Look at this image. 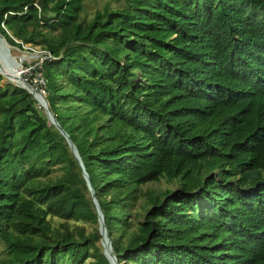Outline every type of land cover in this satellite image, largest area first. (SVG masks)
<instances>
[{
  "label": "trees",
  "instance_id": "16d2710c",
  "mask_svg": "<svg viewBox=\"0 0 264 264\" xmlns=\"http://www.w3.org/2000/svg\"><path fill=\"white\" fill-rule=\"evenodd\" d=\"M85 3L0 0V35L52 55L36 72L117 262L264 264V0ZM2 80L0 264H110L64 136Z\"/></svg>",
  "mask_w": 264,
  "mask_h": 264
},
{
  "label": "water",
  "instance_id": "95a60500",
  "mask_svg": "<svg viewBox=\"0 0 264 264\" xmlns=\"http://www.w3.org/2000/svg\"><path fill=\"white\" fill-rule=\"evenodd\" d=\"M2 40H4V43L8 45V46L6 45V47H7L6 51H9V46L10 45L7 43V41L2 36H0V41L2 42ZM6 56H8L9 58L13 59L14 62H16V59L14 57H11L9 55V53ZM0 74H2L1 71H0ZM21 81H23V78L21 79ZM16 86H19V87H22V88L26 89L29 92V94H31V95H32V92L35 91V88L31 87V85L29 83H27L28 87H25V86H22V85H17V84H16ZM37 92L40 93V94H43L40 90H37ZM32 97L34 98L33 95H32ZM42 100H43L42 109H43V111H44V113L46 115L47 121L49 122V124L53 125L56 129H58L59 132L64 136V138H65V140H66V142H67V144H68V146H69V148H70V150H71V152L73 154V157L75 158V160L77 162V165L81 169L83 178L85 179L87 187H88V189L90 191L91 200H92V203L94 205V208H95V211H96V214H97L98 232L101 235L100 242H101V246L103 248V254L105 255V257L107 258V260L109 261L110 264H119L117 262L116 256L114 255V253L112 251L111 239L109 238L107 228H106V226L104 224L103 214L101 212L100 206L98 204V200H97V198L95 196V193H94L93 188L91 186L88 174L85 171L84 165H83L82 160H81V158L79 156L77 148L74 145V143L71 140V138L69 137V135L60 126V124L57 121V119H56L55 115L53 114V112L50 110L49 105L47 103V100L45 98V95H43Z\"/></svg>",
  "mask_w": 264,
  "mask_h": 264
},
{
  "label": "rangeland",
  "instance_id": "374dc122",
  "mask_svg": "<svg viewBox=\"0 0 264 264\" xmlns=\"http://www.w3.org/2000/svg\"><path fill=\"white\" fill-rule=\"evenodd\" d=\"M107 0H86L85 3V15L90 18L93 16V13L95 12V10L97 9H102L103 5L106 3ZM111 6H115V3H110ZM84 13V12H83ZM1 36V35H0ZM4 43V42H3ZM5 44V43H4ZM7 44H5L6 46ZM8 46V45H7ZM34 48H40L38 46H33ZM7 53H9V55L11 57H14L17 60H20L18 62L17 65V70L18 72L20 71L22 74L21 77L29 82H32V84L35 86H37L38 88H36L37 90H40V84H41V77L39 75L38 72H36V69L33 68H26L29 64H36L37 60L40 56V54H35L32 52H28L26 49L22 48H18L16 46H9V51H7ZM23 59V60H21ZM23 61V62H21ZM26 68V69H25ZM2 75V74H1ZM33 75H35V78H33ZM3 76V80H2V84L6 83V82H11L9 81L4 75ZM33 78V79H32ZM12 83V82H11ZM13 85H16L14 83H12ZM41 91V90H40ZM45 95V93H43ZM39 108H42L38 103H37ZM57 173V169H53V171L51 172V176L53 177L55 174ZM148 187L153 188L155 190H166L168 189H174L176 187L175 183H171L165 180H162L158 183H151L148 185ZM58 222V220L54 219V223L56 224ZM3 255V245L2 243H0V257ZM84 264H90V259H87L85 261Z\"/></svg>",
  "mask_w": 264,
  "mask_h": 264
},
{
  "label": "bare ground",
  "instance_id": "6f19581e",
  "mask_svg": "<svg viewBox=\"0 0 264 264\" xmlns=\"http://www.w3.org/2000/svg\"><path fill=\"white\" fill-rule=\"evenodd\" d=\"M3 42H4V40H2V42L0 41V71L12 83L28 87L27 82L24 79H23V81H21L22 77L20 75V72H18V70H17V65H18V62L20 60L16 59V62H14L13 59L6 56V55H8V53L6 51L7 47L5 46V44ZM21 60H23V59H21ZM31 87H33V86L31 85ZM32 95L36 99V102L42 107L43 94L38 93L37 89L35 88V91L32 92Z\"/></svg>",
  "mask_w": 264,
  "mask_h": 264
},
{
  "label": "built area",
  "instance_id": "2783aa9c",
  "mask_svg": "<svg viewBox=\"0 0 264 264\" xmlns=\"http://www.w3.org/2000/svg\"><path fill=\"white\" fill-rule=\"evenodd\" d=\"M22 48L26 49L28 52H32V53H35V54H40L41 57L38 58L36 64H29L26 68L30 69V68H33V69H38V68H41L42 66V63L44 60H47V59H52V55L46 51V50H43L41 48H34L32 45L30 44H22ZM23 62V61H21ZM25 68V69H26ZM20 72V71H19ZM20 74H22L20 72ZM40 75V73H39ZM41 77V86H40V90L42 93H44V80H43V77L40 75Z\"/></svg>",
  "mask_w": 264,
  "mask_h": 264
}]
</instances>
